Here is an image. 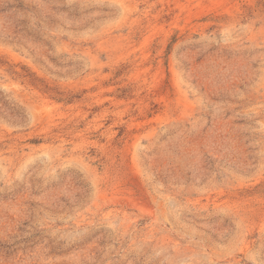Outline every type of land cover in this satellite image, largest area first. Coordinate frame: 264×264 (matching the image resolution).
Instances as JSON below:
<instances>
[{
    "label": "rangeland",
    "instance_id": "rangeland-1",
    "mask_svg": "<svg viewBox=\"0 0 264 264\" xmlns=\"http://www.w3.org/2000/svg\"><path fill=\"white\" fill-rule=\"evenodd\" d=\"M0 264H264V0H0Z\"/></svg>",
    "mask_w": 264,
    "mask_h": 264
}]
</instances>
